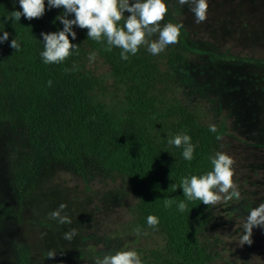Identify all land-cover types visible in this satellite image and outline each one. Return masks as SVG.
Returning <instances> with one entry per match:
<instances>
[{"label": "trees", "instance_id": "16d2710c", "mask_svg": "<svg viewBox=\"0 0 264 264\" xmlns=\"http://www.w3.org/2000/svg\"><path fill=\"white\" fill-rule=\"evenodd\" d=\"M19 8L17 0H0V29L9 33L0 43V125L23 138L10 166L15 199L23 200L51 164L84 180L117 179L136 198L134 226L152 236L150 247L137 250L144 264H248L222 260L202 238L214 221L211 204L188 201L181 212L175 203H163L167 197L185 199L173 185L184 175L211 170L209 156L222 151L219 127L210 132V125L177 97L174 82L181 51L170 48L159 60L142 45L122 60L121 49L108 51L103 41L73 26L78 54L46 64L39 56L40 33L62 28L55 20L62 9L46 7L41 17L22 15L17 22L5 19ZM13 37L21 42L19 51L9 46ZM91 52L108 66L107 79L119 93L116 99L107 96L102 79L88 70ZM185 132L195 145L191 161L167 142ZM149 214L159 217L154 228L146 223ZM28 261L25 249L19 248L17 264Z\"/></svg>", "mask_w": 264, "mask_h": 264}, {"label": "rangeland", "instance_id": "374dc122", "mask_svg": "<svg viewBox=\"0 0 264 264\" xmlns=\"http://www.w3.org/2000/svg\"><path fill=\"white\" fill-rule=\"evenodd\" d=\"M167 7L160 23L183 27L178 42L155 57L163 60L170 48L183 54L174 82L177 97L202 123L219 127L222 151L234 159L233 180L240 192L239 200L211 204L214 221L202 238L222 260L264 264V229H252L251 244L240 241L248 209L264 202V0H209L207 18L200 23L187 4L167 0ZM87 68L102 79L107 96L116 99L108 66L95 58L87 60ZM22 143L19 132L0 125V264H17L19 248L25 249L28 264H94L106 252L150 247L151 234L137 233L133 224L136 198L117 179L84 180L51 164L17 201L9 174ZM60 203L66 204L63 212L71 224L49 217ZM72 228L76 235L65 240L63 232ZM49 249L57 252L52 258L46 257Z\"/></svg>", "mask_w": 264, "mask_h": 264}, {"label": "clouds", "instance_id": "9594fccd", "mask_svg": "<svg viewBox=\"0 0 264 264\" xmlns=\"http://www.w3.org/2000/svg\"><path fill=\"white\" fill-rule=\"evenodd\" d=\"M17 2L20 5L19 10H13L11 17H6V20L10 18L17 22L22 15L25 19L39 18L44 14L46 7L62 9L55 17V20L62 24V28L40 33L43 49L39 56L46 64L61 63L67 57L78 54L79 44L75 42L77 33L73 26L86 29L88 38L97 42L103 41L108 51L113 47L121 49L122 60H127L129 55H135L142 45H146V50L150 54L158 55L168 45L178 42L183 27L179 22L160 23L168 12L167 0H17ZM178 3L181 6L189 5V11L193 13L196 23L207 18L209 0H178ZM125 12L128 14L125 15ZM122 19L123 24L120 23ZM153 34H157L155 39H152ZM8 37L9 33L0 29V43L8 40ZM9 46L17 51L22 47L19 39L14 37L9 41ZM95 58V52L89 53V62ZM209 131L216 132L215 125H210ZM167 142L182 149L181 155L184 160L191 161L194 158L195 145L186 132L173 135ZM209 161L211 170L184 175L178 186L173 185L174 189L177 187L182 189L185 199L175 201L172 197L164 198L165 207L175 203L177 209L183 212L188 206V201L199 200L209 205L216 204L222 198L240 199L239 189L233 180V157L226 152L218 151L209 156ZM221 194H224L223 197ZM65 208L66 204L60 203L49 213V217L58 224H71V217L63 212ZM146 223L154 228L159 223V217L149 214ZM257 226L264 229V202L248 209L244 217V230L240 236L241 245L252 243V229ZM136 231L140 232L139 227ZM62 235L65 240L70 241L76 235V229L72 228ZM56 254L54 249H49L46 257L52 258ZM94 264H144V261L134 248H127L98 255L94 259Z\"/></svg>", "mask_w": 264, "mask_h": 264}]
</instances>
